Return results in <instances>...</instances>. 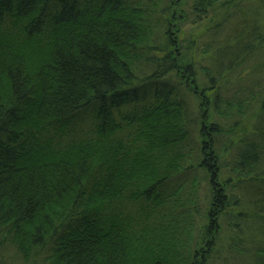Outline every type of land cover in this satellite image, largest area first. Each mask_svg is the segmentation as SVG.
<instances>
[{
	"label": "trees",
	"instance_id": "trees-1",
	"mask_svg": "<svg viewBox=\"0 0 264 264\" xmlns=\"http://www.w3.org/2000/svg\"><path fill=\"white\" fill-rule=\"evenodd\" d=\"M31 262L264 264V0H0V264Z\"/></svg>",
	"mask_w": 264,
	"mask_h": 264
},
{
	"label": "rangeland",
	"instance_id": "rangeland-1",
	"mask_svg": "<svg viewBox=\"0 0 264 264\" xmlns=\"http://www.w3.org/2000/svg\"><path fill=\"white\" fill-rule=\"evenodd\" d=\"M185 29H187L188 31L191 29V30H195V28H194V25H187L186 27H185ZM176 186H178V185H176ZM176 186H171V188H176ZM139 208H140V205H139ZM30 264H33V262H31Z\"/></svg>",
	"mask_w": 264,
	"mask_h": 264
}]
</instances>
